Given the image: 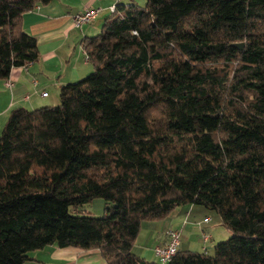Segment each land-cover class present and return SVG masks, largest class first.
<instances>
[{
    "label": "trees",
    "instance_id": "trees-1",
    "mask_svg": "<svg viewBox=\"0 0 264 264\" xmlns=\"http://www.w3.org/2000/svg\"><path fill=\"white\" fill-rule=\"evenodd\" d=\"M52 1L0 0V80L37 61L21 17ZM111 7L82 41L91 73L0 133V264L48 246L107 264H264V0ZM96 198L101 217L75 214ZM189 205L231 232L213 256L132 253L144 222Z\"/></svg>",
    "mask_w": 264,
    "mask_h": 264
},
{
    "label": "crops",
    "instance_id": "crops-1",
    "mask_svg": "<svg viewBox=\"0 0 264 264\" xmlns=\"http://www.w3.org/2000/svg\"><path fill=\"white\" fill-rule=\"evenodd\" d=\"M118 3L134 4V0H53L48 5H38L34 10L22 15L21 28L34 37L39 55L36 62L26 67L11 69L7 78L13 84L11 88H6L4 82L0 80V133L12 110L17 108L34 110L50 106L59 100V91L62 86L76 82L91 72L92 68L87 62L82 41L99 33L103 20L110 16L109 8ZM85 9H99V13L89 24L74 28L72 17ZM181 212L185 214L181 224L174 219L167 228V230H177L180 234L179 238L191 226L188 223L191 215L202 213V210L195 205H189L187 208L183 207ZM209 219L211 218L205 217L203 221L209 222ZM147 227L148 232L144 237L148 238V241L140 245L144 252L142 256L145 260L159 263L152 250L155 246L164 244L167 230L163 231L162 223L155 224L158 235L154 236L156 232L149 231V226ZM199 231L205 239V228L201 227ZM204 239V243L210 240L208 236L206 240ZM181 247L180 242L179 251H186ZM25 264L107 263L97 250L81 251L74 248L48 246L31 252Z\"/></svg>",
    "mask_w": 264,
    "mask_h": 264
},
{
    "label": "rangeland",
    "instance_id": "rangeland-1",
    "mask_svg": "<svg viewBox=\"0 0 264 264\" xmlns=\"http://www.w3.org/2000/svg\"><path fill=\"white\" fill-rule=\"evenodd\" d=\"M147 0H134V4L143 7L145 5ZM101 30V27H100ZM99 30V32H100ZM97 35V34H96ZM92 71V70H91ZM91 73V72H90ZM59 104V100L54 102L53 104H50V106L54 107ZM187 208V206H181L175 208L166 219H163L159 222H154L155 224H161L163 225L162 229L167 230V228L170 226V224L176 219L177 222L181 224V221H183V217L185 214H182L181 210L182 208ZM197 208H201L202 213H194L191 215V218L189 219V222L191 226L187 228L180 238V242L182 243L181 249L191 252H198L203 253L204 249H206V255L213 256L214 255V246L217 243L225 242L231 237V232L227 230L225 227H223L220 223L219 215L216 214L214 211L206 210L205 208L201 206H196ZM105 204L104 201L100 198H96L89 202L88 204L83 205L82 207L78 208L77 212L75 214L77 215H89L93 217H101L104 214ZM205 217H210L209 222L203 221ZM205 222V223H204ZM154 223H144L142 225L141 233L139 235V239L137 243L135 244V247L132 249V253L140 258L144 259L142 255H144V252L141 250V243H145L148 241V238L145 239L144 235L148 232L147 226H149V231L156 232V235H158L155 224ZM152 224V225H150ZM200 225V226H199ZM205 228L206 237L208 236L210 240L208 243H204V235H200V228ZM198 228V229H197ZM170 230V229H169ZM168 231V230H167ZM180 236V234H179ZM203 237V238H202ZM205 240V239H204ZM190 241V242H189ZM152 244H150L151 246ZM148 246V247H150ZM159 260L158 257H155V259ZM148 261V260H147Z\"/></svg>",
    "mask_w": 264,
    "mask_h": 264
},
{
    "label": "built area",
    "instance_id": "built-area-1",
    "mask_svg": "<svg viewBox=\"0 0 264 264\" xmlns=\"http://www.w3.org/2000/svg\"><path fill=\"white\" fill-rule=\"evenodd\" d=\"M113 11V7L110 8ZM99 9H85L83 12L72 17V25L74 28H81L83 25L89 24L98 15ZM28 66V65H27ZM26 67V66H25ZM4 86L11 88L13 84L9 80H5ZM207 237L205 236V240ZM180 238L177 230H168L166 232V242L163 246H155L153 253L159 258L161 263H167L179 251Z\"/></svg>",
    "mask_w": 264,
    "mask_h": 264
},
{
    "label": "water",
    "instance_id": "water-1",
    "mask_svg": "<svg viewBox=\"0 0 264 264\" xmlns=\"http://www.w3.org/2000/svg\"><path fill=\"white\" fill-rule=\"evenodd\" d=\"M235 47L238 48V49H241L242 48V45L241 44L235 45Z\"/></svg>",
    "mask_w": 264,
    "mask_h": 264
}]
</instances>
